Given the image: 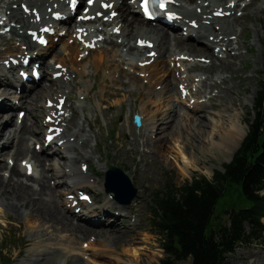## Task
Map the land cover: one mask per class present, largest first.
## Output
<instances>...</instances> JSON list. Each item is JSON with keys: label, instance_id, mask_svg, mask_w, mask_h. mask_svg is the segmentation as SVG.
<instances>
[{"label": "rangeland", "instance_id": "rangeland-1", "mask_svg": "<svg viewBox=\"0 0 264 264\" xmlns=\"http://www.w3.org/2000/svg\"><path fill=\"white\" fill-rule=\"evenodd\" d=\"M262 1L257 0L253 3L247 12L246 18L238 19L243 30L241 35L242 42L244 41V48L248 49V52L241 54L240 59H238L241 65L246 67L244 70L237 68L236 64L239 61L232 62V69L237 77L228 85L231 92L228 94L224 92L220 99L212 101L214 104L213 108L206 107L205 113H203L206 117L200 118V121L193 123L191 127L186 128L188 122H179L180 120L177 119L169 125L170 127L174 126L172 129L177 128L179 135H174L175 139L170 143H166V146L174 148L175 143L179 144L183 154H185L188 160L193 162L188 177L182 175L177 167V162L173 158L176 152L175 148L174 152L168 149L163 152L164 157H167L168 160L165 159L162 162V159H160L161 163L158 167H155L156 164L152 167L149 165L148 170L144 173L140 171V161L143 159L141 156L142 151L138 150L137 153L118 151L115 156L114 151L105 149L108 158L112 159V166L125 171L129 170L131 174L134 173L136 180L140 179L139 184L142 182L141 186L138 183L136 184L138 197L134 200L135 203H141L138 207L140 209L138 211V228L134 232L122 228V235L101 237L99 238V242L96 240L92 243L91 245L95 246V250L86 251L90 255L89 259L93 261L92 263L89 260L82 261L84 252L80 250V243L86 241L90 233L83 236V238L80 237L81 239L71 237L67 233H61L57 236H51L50 240L43 243H37L33 240L32 235L35 231L45 229L47 226L41 222L40 217L29 214V212L15 215L12 212H7L4 207L5 205L3 204V206L0 203V264H2L3 260L8 264H159V261L163 258V254L159 250L160 237L156 233L150 219V209L152 208L155 192L163 189L167 182H173L177 186H180L186 179L192 176L205 175L210 179L213 171L223 170V164L230 160L231 155L228 154L229 150L227 148L210 144L209 140L218 141L220 138L218 134L223 133L234 122H238L239 129L247 130L245 118L249 109L253 106L254 98L258 96V81L259 78H263L262 74L264 73L262 66L264 54V12H259ZM249 48L252 49L249 51ZM212 69L213 72L218 70L217 68ZM247 72H256L257 75L249 78ZM101 74L107 75L109 79L112 78V71L105 70ZM156 78L159 81L158 77ZM157 84L164 86L161 83ZM134 87L135 91L140 90V85H134ZM82 89H84V85H82ZM143 94H145V91ZM135 96L136 94H132L128 97L121 98L119 96L108 100L106 104L113 105L115 110L108 112L105 116L103 113L106 112V105L100 108L97 98L91 97L92 100L86 104L84 112H80L78 118L82 119L84 116L89 119L97 118L94 126L91 125V122L89 123L92 127L90 134L94 136V139L89 141L88 147L78 148L75 153L74 151H70L71 156H74L76 153L78 154L77 156L83 155L90 159V163L91 161L100 160L98 155L100 150L97 140L99 137L105 138L103 131L106 128H123L124 134L119 139L120 143L133 139L134 132H137V129L131 123L129 127L125 126L124 123H120V114L128 115L130 109L133 108V111H136L137 107L144 104L148 110V114L152 115L158 113L164 107L168 108L174 104L175 100L174 94H167L166 92L163 94L161 92L160 96L157 98L153 97L149 102L146 100L148 98L146 96L140 100L136 107V103L134 105L132 100V97ZM196 116L203 117V115L196 114L191 117L196 118ZM12 119H14V115ZM79 119L75 122L78 123ZM28 121L29 119L25 120L26 125H28ZM197 123H200V125H197ZM84 128L85 130L87 129L86 124H84ZM126 131L127 137L125 136ZM175 140L177 141L174 142ZM115 141L116 138H113L111 142L105 140V143L110 146L114 143L111 148L119 150L118 146L114 147ZM102 150V154H104V147H102ZM102 157L104 158V156ZM169 157H172V160ZM146 158H144V161H148L149 163L150 159ZM118 162H120L121 166ZM109 164L111 165V162ZM53 182L50 181V183ZM234 196L236 197L237 193ZM3 214L10 217L6 218ZM12 220L19 224V226H12ZM222 220L225 223L227 219L223 216ZM262 222L264 223V220ZM119 224L127 226V222H119ZM41 225L45 226L41 227ZM23 243H27L28 248L24 251L26 256H23V260L20 261L18 258L22 255H18L17 247L22 246ZM103 245H107L106 248ZM130 250H137L138 255L134 257L130 254ZM263 255L264 245L252 244L248 247L240 246L233 254L226 258L224 264H260L259 261ZM179 264H189V261Z\"/></svg>", "mask_w": 264, "mask_h": 264}, {"label": "bare ground", "instance_id": "bare-ground-1", "mask_svg": "<svg viewBox=\"0 0 264 264\" xmlns=\"http://www.w3.org/2000/svg\"><path fill=\"white\" fill-rule=\"evenodd\" d=\"M181 3L180 8H177L176 10L185 15V17H190L191 19H194L193 14L195 13V10H191L190 8H187L182 4L185 2L186 4H192L195 3V0H179ZM128 14L125 15L122 13L120 15L121 22L124 24L123 29V36L122 42L120 45L116 44V42L112 38H108L104 44H108L109 48H126L128 47L129 51L135 52V55H143L144 51L141 49H135L133 45H130V43L125 44V40L133 39V37H140L145 38L147 40L153 41L156 45L155 49L159 51L160 57L164 58L165 54L168 53V57L174 56L175 53H173L175 50H181V51H188L193 52L195 50H200L202 48V51L207 56L210 55L209 48L206 45H203V47H196V43H192L189 40L180 38L175 33L169 31L165 28H160L159 30L151 29V28H144L142 25L143 23H138L136 20V17L133 13H130L128 11ZM130 16V17H129ZM235 22V20H232ZM23 22V21H22ZM230 22L227 21L226 24L227 30L222 28V31L224 33L233 32L230 35H233L236 33L235 27L233 24H229ZM207 32H210V29H207ZM212 36V34H209ZM128 36V37H127ZM217 37V36H216ZM215 37V38H216ZM118 38V37H117ZM136 39V38H135ZM201 44L203 42L200 41ZM109 51H102L99 52V63L94 64L96 68L100 67L101 60L106 55H109ZM171 53V54H169ZM65 54L70 56V51H65ZM212 58V54L210 56ZM155 61L157 64V67L159 64L163 63L162 60ZM111 65H114L115 63L113 61L110 62ZM215 64V59L211 60V65ZM201 67L205 68L204 65H200ZM231 63L227 62H219L217 64L218 68H221L223 70H228L229 73H231ZM164 72V70H163ZM162 74V75H161ZM170 72L166 68V72L161 73V69L157 70V77L161 80L163 83L165 89L168 91V93H173L174 88L172 85V80L170 79ZM121 77L122 78H128L129 80L133 81L134 83H139V79L135 78L133 76H129L124 71H121ZM122 80H120V83L122 86H126L127 83H122ZM4 86V84H3ZM63 88L61 89L64 91ZM51 90V84H49L46 88H41L40 90H37V92H34L33 90H30L27 95L23 96L24 102L22 103V107L28 106V115L32 117V103L34 104L35 101L38 99V97L41 96V94L51 95L53 92H49ZM60 92V91H57ZM150 94V93H149ZM148 94V96H149ZM119 95H124L119 93ZM49 97V96H48ZM185 104V102H183ZM197 109L200 108V106L196 105ZM114 107L109 106L108 110H112ZM176 105L172 104L170 108L164 107V109L160 110L157 114H154L153 117L156 121V125H151L147 130L146 129V135L148 136L146 140V147L151 148L150 153L151 155L148 156L153 163L156 164V167L160 165L161 161L158 159V157H164L163 152L168 149L172 150L174 152V148L176 150L175 155H173V158H175V161L177 162V166L181 172L182 175L188 176V169L191 168L192 161L188 160V158L183 154V151L181 149V146L179 144L174 145V148H170L166 146V143H170L172 140H174V135L178 136L179 132L178 129H172L174 126L170 127L168 130V125L170 123H173L175 119H179L176 116L175 113ZM0 115V141H4L1 143L0 146V152L11 158L12 160H17L20 157L30 158V160L34 161L35 168L42 167V169L45 166V162L49 161L45 156H42L41 154L36 153L34 150H30V148L26 145L25 141L27 140V135L32 136L33 138H36L40 132V128L34 127V124H31L30 126L22 125L18 133L16 134L15 130L13 133L10 132L9 129H5L6 125L11 126L12 125V119L9 117V114ZM171 118V119H170ZM169 119V121H167ZM188 122V126L186 128H189L192 126L193 123L200 121L198 118L195 120L189 116L186 115L183 118H180L179 122ZM178 122V123H179ZM197 125H200V123H197ZM15 128V125H14ZM153 134H161L159 138L154 137ZM73 136V134H72ZM244 136V130L238 128V122L232 123L227 130H225L223 133L218 134L219 140L218 141H211L209 140L210 144H214L217 147H223L227 148L229 150V153L231 154L234 152V150L239 146L240 140H242ZM150 137V139H149ZM152 138L154 140H152ZM175 140L174 142H176ZM213 142V143H212ZM130 148L132 150L133 147H136L133 145V140H129L127 142V148ZM122 148H125L122 146ZM5 149H9L4 151ZM10 149H12L10 151ZM145 150V149H144ZM143 150V151H144ZM10 151V152H9ZM148 153V151H147ZM170 160H172V157H169ZM179 159V160H177ZM165 160V157H164ZM166 160L168 158L166 157ZM75 160L72 161V163ZM1 164V163H0ZM2 167V166H1ZM55 168V167H54ZM25 172V171H24ZM54 172V171H53ZM21 170L18 168V166H14L11 169V178L7 180H3L0 178V199L4 202L7 210L12 212L13 214H23L25 212H29V214H32L34 216H39L41 219V222L46 224L45 229H40L39 231H35V233L32 235L33 240L37 243H43L47 240L51 239V236L58 235L61 233H67L69 236H73L75 238H82L85 235H88L89 233L95 234L98 237H110L112 235H122L123 233L119 228L116 226V220H114L111 224L108 225L107 228H101V229H93L88 228L89 224H92V222H96L94 220H87V222L82 223L81 225H78L77 223L74 224L75 216H68L67 211H64L63 208L60 209L58 204L53 198V195L55 193L54 189L49 185V181L44 176L42 179H39V189L34 190L29 186L23 185L22 182H18V178L20 177ZM60 175L59 171L56 168V172H54L51 176L53 179L54 177H58ZM151 175V174H150ZM13 179H17L13 184ZM142 184V182H140ZM60 183L56 185V187H59ZM45 197V198H44ZM109 203V202H107ZM122 209V207H121ZM127 213V212H126ZM88 226H87V225ZM45 225H41V227H44ZM92 249V247H90ZM130 254H132L134 257L138 255L137 250H130ZM87 259V258H86ZM260 264H264V255L262 256V259L259 261ZM93 263V262H92ZM98 264V263H96Z\"/></svg>", "mask_w": 264, "mask_h": 264}, {"label": "trees", "instance_id": "trees-1", "mask_svg": "<svg viewBox=\"0 0 264 264\" xmlns=\"http://www.w3.org/2000/svg\"><path fill=\"white\" fill-rule=\"evenodd\" d=\"M263 179L264 91L254 107L247 136L224 174L215 173L214 182L193 179L177 190L169 186L167 192L157 193L152 221L163 236L166 253L160 264H178L188 258L190 264H223L239 242L261 239L264 198L257 192L264 187ZM236 186L248 207L231 210L228 226H223L213 217L214 210L220 198L230 196ZM244 223L250 227L248 234Z\"/></svg>", "mask_w": 264, "mask_h": 264}, {"label": "snow or ice", "instance_id": "snow-or-ice-1", "mask_svg": "<svg viewBox=\"0 0 264 264\" xmlns=\"http://www.w3.org/2000/svg\"><path fill=\"white\" fill-rule=\"evenodd\" d=\"M169 2H172V0H151V3L157 5L161 10H164L166 8V5L169 3ZM70 3L72 5L73 8L76 7L77 5V0H70ZM87 3L88 5H91L93 3V0H87ZM148 5H149V0H143V4H142V7L144 9V14L145 15H148L150 16L151 13L149 11V8H148ZM102 7H110V5L106 4V3H103L101 4ZM85 12L88 11L87 8L84 9ZM99 14V13H98ZM221 14H224L223 12H218L217 15H221ZM57 15H59L57 13ZM174 14L172 13H169V18H172ZM87 17H81V19H85ZM39 42L40 43H45V41L43 40V38H39ZM29 170H30V166H29ZM84 199H88V197H83Z\"/></svg>", "mask_w": 264, "mask_h": 264}]
</instances>
